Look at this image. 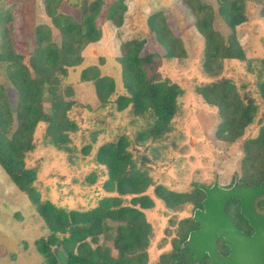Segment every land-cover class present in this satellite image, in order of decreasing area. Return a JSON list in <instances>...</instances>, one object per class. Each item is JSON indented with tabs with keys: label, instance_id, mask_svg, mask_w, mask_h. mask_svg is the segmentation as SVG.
<instances>
[{
	"label": "rangeland",
	"instance_id": "obj_1",
	"mask_svg": "<svg viewBox=\"0 0 264 264\" xmlns=\"http://www.w3.org/2000/svg\"><path fill=\"white\" fill-rule=\"evenodd\" d=\"M3 1L0 0V3ZM102 2L97 20L102 30L101 39L83 45L80 63L68 67L62 79L63 89L66 86L73 88L65 94L66 99L75 101L73 108L67 112L76 125L75 131H69L68 148L55 147L50 142L48 123L39 122L33 138L35 149L27 154L25 163L37 170L35 185L43 201L50 200L69 210H88L96 207L105 196H120L123 205H132V198L136 195H122L105 189L108 170L96 160L102 145L117 141L122 135L128 136L132 142L128 149L136 165L141 170H147L153 181L145 193L154 199V206L148 209L137 207L144 211L151 224L148 263L156 264L174 248V240L180 237L179 229L184 219L194 215V204L191 202L178 209L169 208L156 195L157 185L178 192H192L195 183L211 186L218 181L223 187H231L238 180L242 183L245 144L256 138L264 125V17L259 15L262 4L249 1L247 13L251 15L236 29L247 58H225L222 68L215 69L217 73H210L204 67L205 40L195 26L197 17L183 0H126L128 11L120 28L108 18L110 5L115 0ZM4 3L13 6L12 38L15 48L24 56L22 62L25 65L29 66L30 56L36 49L35 29L38 25L51 26L52 39L61 42L58 27L44 11L43 0H5ZM86 3L84 0H63L58 11L83 21L84 13H87ZM200 3L213 10L214 27L228 44L232 28L219 12V1L200 0ZM156 11L162 12L161 20L166 22L173 37L180 41L174 43L176 51L185 49L181 57L169 59L165 47L150 31L148 17ZM134 37L146 38V52L159 53L149 67L150 77L160 81L168 79L184 89L178 100L180 111L162 140H148L140 145L134 139L140 130L147 127L146 120L134 116L131 106L122 111L114 103L102 106L94 82L82 79L84 69L96 66L101 75L115 79L114 98L126 94L118 57L122 42ZM31 74L37 77V72L32 70ZM222 78L231 79L238 92L253 100L256 107L254 121L235 140L219 135L222 122L219 108L208 103L198 92V87ZM0 83L4 85L15 109L17 92L10 85L7 63L4 62H0ZM41 104L45 113L51 112L52 106L48 101ZM88 146L91 147L90 152L85 153L84 149ZM144 156L148 158L145 165ZM93 176L94 181L91 180ZM262 198L257 200V210L264 212ZM50 233L28 195L18 189L0 166V264H48L38 251V241ZM101 242L112 245L104 236ZM113 253L117 252L114 250Z\"/></svg>",
	"mask_w": 264,
	"mask_h": 264
},
{
	"label": "trees",
	"instance_id": "obj_2",
	"mask_svg": "<svg viewBox=\"0 0 264 264\" xmlns=\"http://www.w3.org/2000/svg\"><path fill=\"white\" fill-rule=\"evenodd\" d=\"M4 1L0 3V62L7 63L8 78L11 87L17 92V98L16 108L13 109L14 104L0 83V166L18 189L28 195L51 232L48 237L43 236L38 241V251L48 264H60L54 247H62L67 252L70 264H149L147 247L152 228L141 208H152L155 204L154 199L145 193L153 181L147 170H141L136 165L128 149L132 144L128 136L122 135L117 141L102 145L96 160L108 170L105 189L108 192L118 191L122 195H136L132 198V205H123L120 196H105L96 207L88 210H69L50 200L43 201L35 185L37 170L27 167L25 163L27 154L35 149L33 138L39 122L48 123L50 142L55 147L68 148L69 131H75L76 125L69 119L67 112L73 108L75 101L66 99L65 94L73 88L66 86L63 89L62 79L68 67L80 63L83 45L101 39L102 30L97 20L102 10V0H84L88 2V7L83 21L58 11L63 0H43L44 11L58 27L61 42L52 39L51 26L38 25L35 29L36 49L30 56L29 66L22 62L24 56L14 46V10L12 5ZM183 1L196 15L195 26L205 40L206 71L211 73L221 69L225 58H247L246 49L240 44L236 29L247 22L251 15L247 13L249 1L262 4L259 15L264 17V0H218L219 12L232 28L228 44H225L214 27L212 9L204 7L200 0ZM127 11L126 0H115L110 5L109 21L120 28ZM161 13L156 11L149 15L150 31L155 34L158 43L165 47L169 59L181 57L185 49L176 51L174 43L180 41L173 37L166 22L161 20ZM145 44L146 38L136 37L121 44L118 60L122 64L126 94L114 98L115 79L101 75L96 66L82 72L84 81L94 82L102 106L114 103L121 111L131 106L134 116L146 120L147 127L140 130L134 139L139 145L148 140H162L180 111L178 100L184 93V89L177 83L150 77L149 67L154 64V58L159 53L146 52ZM32 70L37 72V77H32ZM198 92L208 103L219 108L222 117L219 135L224 139L235 140L242 136L245 128L255 119L253 100L243 97L231 79L222 78L202 85L198 87ZM42 101L50 103V113L44 112ZM88 147L84 149L85 153L90 152L91 147ZM147 160L144 156L143 165ZM242 167V182L247 186H257L264 181V125L256 138L246 142ZM94 178L91 180L94 181ZM155 193L169 208L178 209L191 202L194 204V212L203 208L202 201L206 197L199 183H195L192 192H178L157 185ZM261 201L264 203V197ZM227 210L241 229L253 230L241 214V202L238 199H233ZM199 227L200 224L193 217L184 219L179 229L180 237L174 240V248L156 264H197L195 254L184 246V242L190 232ZM103 236L112 245H103ZM114 250L117 253H113Z\"/></svg>",
	"mask_w": 264,
	"mask_h": 264
},
{
	"label": "water",
	"instance_id": "obj_3",
	"mask_svg": "<svg viewBox=\"0 0 264 264\" xmlns=\"http://www.w3.org/2000/svg\"><path fill=\"white\" fill-rule=\"evenodd\" d=\"M206 197L203 208L195 210L193 219L200 228L192 230L184 246L195 254L197 264H264V212L257 210V200L264 197V181L257 186H247L239 180L231 187L216 181L211 186L199 184ZM233 199L241 202V214L253 229L249 234L231 218L227 208ZM222 239L229 254L223 255L217 240ZM55 254L60 264H70L67 252L58 247Z\"/></svg>",
	"mask_w": 264,
	"mask_h": 264
},
{
	"label": "flooded vegetation",
	"instance_id": "obj_4",
	"mask_svg": "<svg viewBox=\"0 0 264 264\" xmlns=\"http://www.w3.org/2000/svg\"><path fill=\"white\" fill-rule=\"evenodd\" d=\"M262 211V210H261ZM201 227V226H200ZM199 227V228H200ZM244 231H246L247 233L249 234H252L253 233V230H249V229H246L244 227H242ZM217 245H218V248H219V251L223 254V255H228L229 254V248L226 247L223 243V240L222 239H219L217 240ZM204 264H209V260L207 259V257L204 259Z\"/></svg>",
	"mask_w": 264,
	"mask_h": 264
}]
</instances>
